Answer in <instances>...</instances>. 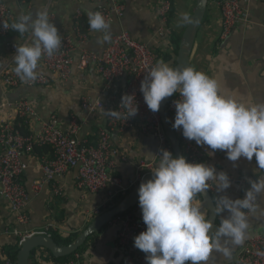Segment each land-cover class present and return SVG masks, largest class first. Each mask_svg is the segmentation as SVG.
Segmentation results:
<instances>
[{"label": "crops", "instance_id": "obj_1", "mask_svg": "<svg viewBox=\"0 0 264 264\" xmlns=\"http://www.w3.org/2000/svg\"><path fill=\"white\" fill-rule=\"evenodd\" d=\"M117 1L124 5L125 10L122 16L112 14L109 21L111 36L121 29H126L132 37L146 42L153 48L157 53L158 61L163 60L169 66L176 68L179 42L187 26V23L181 21V17L184 13L191 16L197 0H172V13L167 14L165 19L158 13V6L163 0ZM221 1L207 0L203 19L195 30L189 53V67L215 79L220 93L225 96L233 97L246 104L264 103V0L244 2L248 10V23L237 24L226 39L219 38ZM102 3L110 4V0H102ZM6 4L15 16V20L20 14H32L35 19L36 12L46 10L50 21L61 31L70 35L74 50L71 75L67 79L53 78L47 85L32 86L25 84L3 86L0 82V118L7 112L15 111L14 106L18 100L27 99L35 105L37 117L30 119L29 124L23 123L24 133L29 132V126L30 131L37 130L40 121L54 113L63 128L69 124L71 118H77L80 126L78 137L94 143L98 129L107 124L110 116L108 112L114 110L126 84L125 78H120L106 87L94 65L79 67L78 46L80 43L73 28L76 21L80 22V30L87 35L84 46L90 51L101 53L110 41H105V33L92 30L88 23V13L94 11L97 2L93 0H6ZM77 14L79 17L76 19ZM26 39L32 41L31 30L21 35L11 29L7 36L0 37V68L11 57L10 43L20 45L26 43ZM13 64L12 69H15V62ZM82 94L88 95L91 99L101 98L109 101V106L104 110L87 112L80 106L79 97ZM170 120L174 123L171 117ZM175 133L178 139L183 138L182 129L175 130ZM111 141L115 151L112 157L111 173L122 177L123 180L133 179L137 174L148 171L142 166L143 163L153 162L155 166L158 165L155 160L157 139L143 133L140 123L114 130ZM190 141L200 152V163L212 165L217 172L223 171L229 176L231 186L224 191H217L215 180L209 181L212 186V190L209 188V191L215 196L227 195L231 199H242L245 191L250 187V180L264 178V170L258 168L254 157L252 161L240 158L232 162L226 158L225 152L217 150L213 153L208 146H198L194 140ZM149 153L152 154V159L147 157ZM48 154L49 148L37 146L32 154L23 157L26 169L22 175V182L29 194L26 224H20L14 220L8 203L0 195V264L9 257L5 247L17 245L22 237L25 238L32 232L37 234L51 228L60 235L80 233L96 216L90 218L89 212L105 201L107 190L92 193L79 188L75 183L76 173L73 169L56 177L54 182H43L40 157ZM54 187L57 188L56 192ZM196 200L200 201V197L197 196ZM137 204L127 211L131 212L132 220L135 219ZM258 204L259 207L247 213L250 227L246 238L260 232L264 227V195L258 197ZM104 209L101 208V212ZM228 215L227 211L218 214L219 222ZM117 230L118 224L109 222L87 247L84 264H121V253L116 245ZM221 243L223 244V239ZM242 244L235 246L229 244L231 255L228 257L214 251L209 259H229L232 264L234 251ZM29 261L30 264H51L40 259L35 260L33 256H30Z\"/></svg>", "mask_w": 264, "mask_h": 264}, {"label": "clouds", "instance_id": "obj_2", "mask_svg": "<svg viewBox=\"0 0 264 264\" xmlns=\"http://www.w3.org/2000/svg\"><path fill=\"white\" fill-rule=\"evenodd\" d=\"M181 21L194 22L187 13ZM88 23L92 30L105 33V41L110 40V24L101 12L89 11ZM2 26L9 28L8 24ZM10 27L21 35L31 30V43L15 46L14 71L21 80H35L41 57H51L61 46L58 29L46 10L36 12L35 19L32 14L21 16ZM140 92L154 113L165 98L179 93L180 98L174 101V130L182 129L184 138L208 146L213 153L225 152L229 161H252L254 157L258 168L264 170V103L246 104L225 96L217 81L205 73L193 67L173 68L163 60L141 81ZM132 100L128 95L122 97L123 117L117 110H110L109 115L126 120L134 117L138 108ZM147 157L153 158L151 153ZM159 157L151 170L152 178L138 188L146 230L134 238V247L146 254L147 264H207L214 251L230 256L228 245H240L246 238L250 223L245 210L259 207L264 178L250 180L242 199L224 195L215 201L214 212L227 211L229 215L213 230L212 220L196 197L208 190L210 180L217 182V191L227 190L231 186L228 174L217 172L212 165L188 162L183 155L176 157L168 150H161Z\"/></svg>", "mask_w": 264, "mask_h": 264}, {"label": "built area", "instance_id": "obj_3", "mask_svg": "<svg viewBox=\"0 0 264 264\" xmlns=\"http://www.w3.org/2000/svg\"><path fill=\"white\" fill-rule=\"evenodd\" d=\"M97 5L93 12H101L107 22L112 14L122 16L125 7L117 0H110V4H103L102 0H93ZM101 1V3H100ZM246 0H222L220 39H226L237 24L248 23V10L244 6ZM170 10L169 0H163L158 6L159 15L165 19ZM24 16L20 14L19 17ZM19 17L12 14L6 4V0H0V37L7 36L11 30V24L18 21ZM78 14L75 16L77 19ZM8 24L9 28H3ZM56 26V25H55ZM57 27V26H56ZM74 30L80 45L78 46V64L85 68L89 64L95 66L97 72L104 80V85L109 87L120 78H125L126 84L120 95L114 110L123 115L126 109L120 106L122 97L125 95L133 97L132 103L136 104L138 112L134 117L116 119L109 116L105 126L100 127L96 134V141L89 142L80 139L77 135L80 126L77 118H71L66 127H62L56 114L52 113L40 121L37 130L24 133L23 123H30V119L37 117L35 105L27 99H20L15 103L14 110L7 112L0 118V195L6 200L14 215V220L20 224L28 221L27 205L29 194L26 191L22 175L26 169L23 157L32 154L36 146H47L49 154L40 157V170L43 182L50 183L56 177L61 176L67 170H75V183L81 188L92 193L107 190V196L101 206L89 212V216L101 213V208L108 209L122 195H126L142 177L152 173L156 166L153 162L143 163L148 171L137 174L133 179L123 180L122 177L111 173L115 154L112 148V132L116 129L131 127L134 123H140L141 131L157 139L155 160L159 163L161 150L171 152V145L163 130L159 112H152L144 102L143 94L140 92L141 81L145 79L148 72L158 61L157 53L146 42L135 39L129 31L121 29L111 36L107 46L101 53L90 51L84 46L87 40L85 32L80 30V24L76 21ZM60 48L51 56L43 55L38 62L37 78L35 80H21L16 75L13 67L16 44L11 42L12 54L0 68V82L3 86H17L25 84L47 85L53 78L67 79L71 75L72 52L74 50L70 35L61 31ZM31 43V39H26ZM179 93L174 94L166 103V111L173 120L175 118L174 101ZM80 106L87 112L107 109L109 101L101 98L91 99L82 94L79 97ZM182 150L188 162L200 163L201 155L195 144L186 138L181 139ZM209 188L212 190V186ZM208 188V189H209ZM209 189V190H210ZM57 188L54 187V192ZM219 196H216V200ZM135 219L132 220L130 213L124 212L114 218L112 223L118 224L116 245L121 253V264H147L146 254L134 247V238L146 230L142 220V212L139 204L136 206ZM104 209V210H105ZM129 211V210H128ZM248 213L250 210H245ZM103 212V211H102ZM47 230V229H46ZM46 230L39 234L50 236ZM36 234L32 232L28 237ZM24 237L19 240V244ZM40 253L33 255L34 259H40ZM78 258V255L75 256ZM41 260V259H40ZM2 264H14V260L7 257ZM60 264H79L76 259ZM232 264H264V227L263 229L247 237L243 244L233 254Z\"/></svg>", "mask_w": 264, "mask_h": 264}, {"label": "water", "instance_id": "obj_4", "mask_svg": "<svg viewBox=\"0 0 264 264\" xmlns=\"http://www.w3.org/2000/svg\"><path fill=\"white\" fill-rule=\"evenodd\" d=\"M207 0H197L196 4L192 10L190 17L193 18V23H187V26L183 30L181 40L179 42V48L177 50L176 57V68L189 67V53L191 50L192 42L194 39V34L197 26L201 23ZM170 97L165 98L162 103L160 110V119L162 123L163 130L165 131L173 155L179 157L182 155L180 141L172 128V123L169 115L166 111V103ZM152 178V173L145 174L142 179L134 186L125 196H123L116 204L110 208L104 210L97 216H95L85 228L77 234V236L68 244L58 245L52 237L45 234H33L29 237H25L20 243V248L17 251L15 257V264H30L31 252L39 247L47 249L55 257H63L76 251V249L93 233L98 232L103 226L109 223L115 216L128 211L130 208L138 203V188L142 182H146L148 179ZM201 202V210L206 212L208 219L212 220L215 230V221L218 218V214L214 212L215 203L213 201L211 192L209 189L199 194Z\"/></svg>", "mask_w": 264, "mask_h": 264}, {"label": "trees", "instance_id": "obj_5", "mask_svg": "<svg viewBox=\"0 0 264 264\" xmlns=\"http://www.w3.org/2000/svg\"><path fill=\"white\" fill-rule=\"evenodd\" d=\"M169 3H170V10H169V15L172 13V0L170 1L169 0ZM80 23V22H79ZM179 141H180V147H181V151H182V155L185 157L184 155V152L182 150V145H181V139L179 138ZM37 147V146H36ZM40 147V146H39ZM46 148H48L47 146H45ZM171 153L173 154L172 150H171ZM211 192V191H210ZM211 195H212V198H213V201L215 203L216 201V196L213 192H211ZM198 197L199 194L197 195ZM109 223H107L105 226H103L98 232L96 233H93L91 234L77 249L76 251L72 252L71 254L69 255H66V256H63V257H55L51 254V252L47 249H44V248H38L37 250H33L31 252V257L33 255H35L37 252L40 253V259L43 261V262H48V263H51V264H60V263H64V262H67V261H71L73 259H76L77 262L79 264H84L85 262V252L87 251V247L89 245H91L93 243V241L97 238V236L99 235V233L108 225ZM220 225V222H219V219L217 218L216 221H215V228H217L218 226ZM46 232L50 235V237L53 238V240L58 244V245H64V244H68L69 242H71L76 236L77 234L76 233H69L67 235H60L59 233L53 231L51 228H48L46 230ZM6 248V254L11 258V259H15L16 257V254H17V251L19 250L20 248V245L17 244V245H14V246H11V247H5ZM78 255V258H75V256Z\"/></svg>", "mask_w": 264, "mask_h": 264}, {"label": "rangeland", "instance_id": "obj_6", "mask_svg": "<svg viewBox=\"0 0 264 264\" xmlns=\"http://www.w3.org/2000/svg\"><path fill=\"white\" fill-rule=\"evenodd\" d=\"M124 195H122L123 197ZM219 252H217L218 254ZM219 255L223 256L222 253H219ZM209 264H230L229 259H209Z\"/></svg>", "mask_w": 264, "mask_h": 264}]
</instances>
